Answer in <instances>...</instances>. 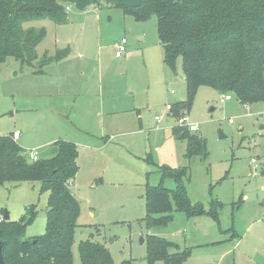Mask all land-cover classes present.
<instances>
[{
  "label": "rangeland",
  "instance_id": "374dc122",
  "mask_svg": "<svg viewBox=\"0 0 264 264\" xmlns=\"http://www.w3.org/2000/svg\"><path fill=\"white\" fill-rule=\"evenodd\" d=\"M66 12L67 21L63 24H54L48 17L23 23L25 28L45 30L36 47L38 56L33 69L44 62L46 55L54 56L63 48L71 59L57 66L56 76L49 75L50 80H87L91 73L85 69L90 71V60L79 59L76 54L84 50L90 59L98 54L104 79L109 76L106 68L119 67L122 71L124 77L119 78L121 83L115 93L121 98L115 100L127 105L132 100L139 102L144 129L141 134L126 133L113 140L108 149L111 152H105L113 158L111 163L109 158L102 164L97 157L93 160L92 153L80 147L78 172L70 185L79 202L80 215L71 244L74 264H82L78 244L90 233L93 240L107 247L114 264L124 260L149 264L145 259L147 234L173 243L171 251H189L186 260L177 264H264V102L246 105L234 97L221 101L224 93L218 94L207 85L198 87L188 110H182L196 124L197 129L191 132L204 139L207 156L205 160L199 156L187 159L185 141L171 132L177 120L165 110L166 103L186 99L182 61L177 59L173 68L164 63L156 16L136 21L116 8L96 10L91 6L79 10L71 5ZM121 35L127 43L124 57L118 59L114 56L115 41ZM13 61L14 58L7 57L0 70V132L17 129L22 146L29 144L39 159L48 158L56 154L54 145H47L43 153L33 146L38 140L35 128L43 125L34 117L39 121L50 112L47 97L41 90L42 84L36 85L33 75L28 74L29 66L21 67L22 79L3 81L13 69ZM172 89L174 93L170 94ZM146 97L151 102L149 107ZM159 114L163 118L156 121L154 117ZM46 130L52 131L48 120ZM49 147L53 153L47 155L45 150ZM29 148L27 153L32 150ZM159 165L189 166L190 176L185 185L190 201L200 202L205 208L212 199L219 202L218 221L208 215L187 217L184 212L173 210L167 224L147 227L144 194L146 184H159ZM162 180L165 186L175 188L174 180ZM40 188L38 181L0 185V217L6 210L12 221L27 220L28 207L36 211L34 219L26 223L24 238L45 233L47 192ZM152 264L173 263L161 259Z\"/></svg>",
  "mask_w": 264,
  "mask_h": 264
},
{
  "label": "trees",
  "instance_id": "16d2710c",
  "mask_svg": "<svg viewBox=\"0 0 264 264\" xmlns=\"http://www.w3.org/2000/svg\"><path fill=\"white\" fill-rule=\"evenodd\" d=\"M69 5L79 10H88L90 6L116 8L136 21L156 16L163 61L173 68L180 58L184 72L186 99L172 103L174 117L183 108L188 110L193 95L203 85L218 94L230 93L242 104L264 102V0H0V68L7 57L18 60L21 66L34 67L36 47L45 30L25 28L23 23L43 17L57 25L66 23ZM64 55L62 50L54 56L46 55L34 72ZM171 130L175 137L185 141L187 159L199 156L205 160L207 148L201 136L175 125ZM55 145V155L30 160L11 134L0 135V185L38 181L41 192H47L44 234L24 238L26 223L36 213L32 207H28L27 220H0L6 264H74L71 244L80 215L79 202L70 185L78 171V152L72 141L58 140ZM159 172L158 185L146 184L147 227L167 224L173 210L182 211L187 217L208 215L218 221L219 202L212 199L205 208L200 202L190 201L185 185L190 176L189 166L159 165ZM165 178L174 180L175 188L165 186ZM89 235L78 244L80 262L114 264L107 247L93 240V233ZM144 241L149 264L161 259L177 264L189 254L171 251L175 245L154 234H147ZM121 264L132 261L124 260Z\"/></svg>",
  "mask_w": 264,
  "mask_h": 264
},
{
  "label": "crops",
  "instance_id": "0c3cea01",
  "mask_svg": "<svg viewBox=\"0 0 264 264\" xmlns=\"http://www.w3.org/2000/svg\"><path fill=\"white\" fill-rule=\"evenodd\" d=\"M92 8L96 10L103 9L95 6H92ZM123 36L124 35H121L120 37ZM117 41L118 39H116L115 44ZM60 50L65 51L63 48ZM94 55L96 56H93L92 59H90L91 57L85 54L84 50H79L77 52V58L80 59L85 57L90 60V71L85 69V72L88 74L91 73V76L90 79L87 80H78V78L75 79L74 77L75 82L70 83H58L55 82V79L50 80L49 78V75H51V77L56 76L54 70L57 66L64 65L70 61L71 57L66 55V52L63 58L59 61H51L45 64L42 70L38 73L34 72L33 68L29 66L28 74L30 73L33 75V81L36 85H39V83L42 84L41 90L44 93L43 95L47 97V109L50 111L46 116H42L39 121L34 117L35 121L39 123L42 121L43 123L42 126L39 127L38 125V128H35L38 140L37 143L33 145L34 147L41 149L42 153L43 148L47 145H50L51 147L54 145L56 148L55 142L64 139L75 143L78 152L77 160L81 152V147L88 153H92L93 160L97 157L102 164L103 162L108 161L109 156H107L105 152L110 151L108 150L111 149L109 145L113 143L114 139L122 137V135H126V133L133 135L137 133L141 134V131L144 130L142 128L143 118L141 113H139V102L137 104L132 100L130 104L127 105L122 103L120 99L115 100L116 98H121L120 96L117 97L115 93L119 89L118 86L121 83L119 78L124 77L122 71H120L119 67L113 68L114 70L106 68L104 71L109 76L107 79H104L101 58L98 54ZM123 55L124 54H122L121 57L116 56V58L121 59L124 57ZM14 60L15 61H13L14 63L12 65L13 69L10 68V71L7 72V76H5L3 81L13 79L19 80L23 78L24 74L21 71L22 66L18 60ZM94 61H97V63L94 64ZM5 63L6 61L2 65ZM48 69H50V71H48ZM64 71L65 70H63L62 73ZM77 71L81 72L80 69ZM116 74L118 75V78ZM105 89H107L106 96H104ZM145 101L147 107H149L151 102L148 97H146ZM137 118L140 119L136 120ZM47 120L52 126V131L46 130ZM137 123L139 124V127H137ZM15 131L18 132L16 136L14 135ZM0 133V135L11 134L18 144L24 150L28 151L30 145L26 144V146H22L19 143L18 139L21 134L17 129L5 132L1 131ZM117 146L124 147L123 145ZM51 147L45 150L47 155L53 153L51 152ZM42 158L46 159L44 157ZM111 160H113L112 157L109 158L108 163H111ZM73 184L74 181H72V185ZM1 219L2 217H0V220Z\"/></svg>",
  "mask_w": 264,
  "mask_h": 264
},
{
  "label": "built area",
  "instance_id": "2783aa9c",
  "mask_svg": "<svg viewBox=\"0 0 264 264\" xmlns=\"http://www.w3.org/2000/svg\"><path fill=\"white\" fill-rule=\"evenodd\" d=\"M126 43H127V40L125 38V36L123 37H120L118 39V41L116 42L115 44V56L117 57H121V55L123 54V52L125 51L126 49ZM170 94L174 93V90L172 89L170 92ZM232 98V95L230 93H224L221 97H220V100L221 101H227V100H230ZM172 106L173 104H170V103H166L165 104V110L167 112H169V114L174 117L172 115ZM263 114V117H264V113ZM156 121H160L163 117L161 114L157 115L154 117ZM176 120H177V124L175 126H178L180 128H183V129H187L188 131H194L197 129V126L196 124H194L191 120H190V117L187 115V112L186 111H183L181 114H179L178 116L175 117ZM18 134L17 131H15L14 135L16 136ZM29 159L30 160H37L39 159L38 157V153L36 152V150H30L29 151ZM254 161V159L252 160V162Z\"/></svg>",
  "mask_w": 264,
  "mask_h": 264
},
{
  "label": "water",
  "instance_id": "95a60500",
  "mask_svg": "<svg viewBox=\"0 0 264 264\" xmlns=\"http://www.w3.org/2000/svg\"><path fill=\"white\" fill-rule=\"evenodd\" d=\"M261 127H263V126H261ZM2 219H5V220H8L9 219L8 212L6 210L4 211V213L2 215ZM141 242H143V239L142 238H141ZM2 244H3V242L0 240V264H6L5 261H4V259H3Z\"/></svg>",
  "mask_w": 264,
  "mask_h": 264
}]
</instances>
